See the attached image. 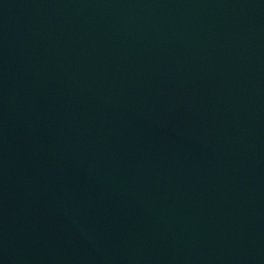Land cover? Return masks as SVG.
<instances>
[{"label":"water","instance_id":"95a60500","mask_svg":"<svg viewBox=\"0 0 264 264\" xmlns=\"http://www.w3.org/2000/svg\"><path fill=\"white\" fill-rule=\"evenodd\" d=\"M0 264H264V0H0Z\"/></svg>","mask_w":264,"mask_h":264}]
</instances>
